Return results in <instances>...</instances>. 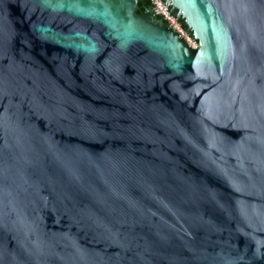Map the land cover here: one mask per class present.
Segmentation results:
<instances>
[{
    "label": "water",
    "instance_id": "obj_1",
    "mask_svg": "<svg viewBox=\"0 0 264 264\" xmlns=\"http://www.w3.org/2000/svg\"><path fill=\"white\" fill-rule=\"evenodd\" d=\"M148 1L0 0V264H264V0Z\"/></svg>",
    "mask_w": 264,
    "mask_h": 264
},
{
    "label": "built area",
    "instance_id": "obj_2",
    "mask_svg": "<svg viewBox=\"0 0 264 264\" xmlns=\"http://www.w3.org/2000/svg\"><path fill=\"white\" fill-rule=\"evenodd\" d=\"M154 3V10L156 14L163 15L164 19L169 23V25L173 26L176 31L180 33V35L192 46L197 45V41L193 39L190 34L187 32L181 21L175 17L171 11L169 10V7L171 4L168 2L167 4L163 2L162 0H151ZM193 41H192V39Z\"/></svg>",
    "mask_w": 264,
    "mask_h": 264
},
{
    "label": "trees",
    "instance_id": "obj_3",
    "mask_svg": "<svg viewBox=\"0 0 264 264\" xmlns=\"http://www.w3.org/2000/svg\"><path fill=\"white\" fill-rule=\"evenodd\" d=\"M147 2L149 3V1L147 0ZM142 11V8H141V10H140V12Z\"/></svg>",
    "mask_w": 264,
    "mask_h": 264
},
{
    "label": "flooded vegetation",
    "instance_id": "obj_4",
    "mask_svg": "<svg viewBox=\"0 0 264 264\" xmlns=\"http://www.w3.org/2000/svg\"><path fill=\"white\" fill-rule=\"evenodd\" d=\"M185 27L187 28V26L185 25ZM188 29V28H187Z\"/></svg>",
    "mask_w": 264,
    "mask_h": 264
},
{
    "label": "rangeland",
    "instance_id": "obj_5",
    "mask_svg": "<svg viewBox=\"0 0 264 264\" xmlns=\"http://www.w3.org/2000/svg\"><path fill=\"white\" fill-rule=\"evenodd\" d=\"M192 39V38H191ZM192 41H193V39H192Z\"/></svg>",
    "mask_w": 264,
    "mask_h": 264
}]
</instances>
